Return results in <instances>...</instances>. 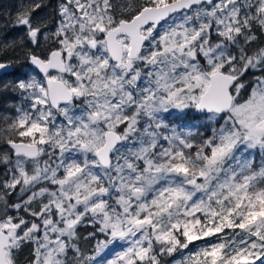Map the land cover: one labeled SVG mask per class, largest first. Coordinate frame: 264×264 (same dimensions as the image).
I'll return each instance as SVG.
<instances>
[{"label":"snow or ice","instance_id":"6c2138e0","mask_svg":"<svg viewBox=\"0 0 264 264\" xmlns=\"http://www.w3.org/2000/svg\"><path fill=\"white\" fill-rule=\"evenodd\" d=\"M0 264H264V0H15Z\"/></svg>","mask_w":264,"mask_h":264},{"label":"rangeland","instance_id":"374dc122","mask_svg":"<svg viewBox=\"0 0 264 264\" xmlns=\"http://www.w3.org/2000/svg\"><path fill=\"white\" fill-rule=\"evenodd\" d=\"M15 0H0V15L5 11H12Z\"/></svg>","mask_w":264,"mask_h":264}]
</instances>
